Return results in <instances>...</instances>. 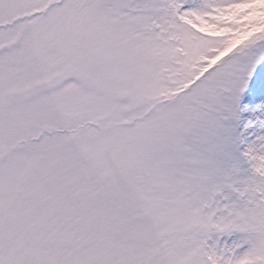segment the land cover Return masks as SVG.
Returning a JSON list of instances; mask_svg holds the SVG:
<instances>
[{
  "label": "snow or ice",
  "instance_id": "snow-or-ice-1",
  "mask_svg": "<svg viewBox=\"0 0 264 264\" xmlns=\"http://www.w3.org/2000/svg\"><path fill=\"white\" fill-rule=\"evenodd\" d=\"M0 264H264V0H0Z\"/></svg>",
  "mask_w": 264,
  "mask_h": 264
}]
</instances>
